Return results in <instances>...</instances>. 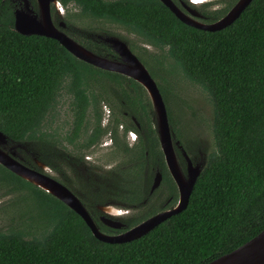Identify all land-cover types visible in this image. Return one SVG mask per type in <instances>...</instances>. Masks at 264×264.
<instances>
[{"label":"trees","instance_id":"obj_1","mask_svg":"<svg viewBox=\"0 0 264 264\" xmlns=\"http://www.w3.org/2000/svg\"><path fill=\"white\" fill-rule=\"evenodd\" d=\"M71 1L80 16L117 24L158 50L152 55L126 42L156 83L173 140L191 161L200 159L202 169L184 209L138 238L106 243L59 199L0 165V264H205L264 229V0H251L217 31L184 24L159 0H61L64 5ZM172 1L195 9L200 21L210 23L237 0H217L222 6L214 9L209 1ZM13 11V1L0 0V131L9 141L27 143L31 153H39L42 162L59 170L53 169L52 157L42 155V149L53 150L56 141L42 126L62 93L72 96L68 141L87 130L90 106L94 126L86 145L105 133L96 110L100 101L114 110L115 124L121 121L126 130H135L125 111L140 124V132L135 130L138 142L131 147L124 140L118 143L116 130H111L113 147L127 156L126 162L62 184L106 234L122 230L102 224L96 205L138 209L122 220L126 227L173 207L177 191L163 161L144 88L75 58L55 39L18 33ZM73 38L98 55L113 54L107 45L79 32ZM178 78L204 94L210 106L206 124L180 100ZM180 114L188 116L182 119ZM153 166L159 169H150ZM155 170L161 172V184L168 186L164 206L166 197L159 198V190L148 194ZM15 201L28 203L30 212L16 217L24 220L9 215Z\"/></svg>","mask_w":264,"mask_h":264},{"label":"water","instance_id":"obj_2","mask_svg":"<svg viewBox=\"0 0 264 264\" xmlns=\"http://www.w3.org/2000/svg\"><path fill=\"white\" fill-rule=\"evenodd\" d=\"M159 1L184 24L202 30L217 31L226 27L236 19L251 0H237L222 17L210 23L200 21V14L184 3L181 4V7L184 9L182 10L181 7L177 6L172 0ZM192 1L196 3L202 0ZM38 5L41 22L21 9H16L14 11L13 26L15 31L23 35L36 34L55 39L75 58L102 70L127 76L138 82L144 88L151 104L159 148L162 152L166 168L175 183L178 199L176 204L170 209L158 212L124 232L106 234L96 227L78 198L54 178L45 173L27 168L1 150L0 165L63 202L83 219L92 235L98 240L106 243H121L138 238L170 215L178 213L185 208L194 183L201 172L202 162L193 164L182 149V153L187 162L186 173H183L179 168L174 152V144H178V141L173 143L174 135L169 128L167 112L162 96L147 69L122 40L115 36L105 38V41L110 45L111 49L118 54L119 60H111L97 55L69 38L52 25L49 18L48 0H38ZM6 139V135L0 131V141H5ZM160 179V173L156 172L150 187V192L158 186ZM101 209L107 213L114 210V207L112 205H106L101 207ZM101 220L103 224L110 228L118 229L121 227L119 221L110 217L103 216ZM205 264H264V229L235 249Z\"/></svg>","mask_w":264,"mask_h":264},{"label":"flooded vegetation","instance_id":"obj_3","mask_svg":"<svg viewBox=\"0 0 264 264\" xmlns=\"http://www.w3.org/2000/svg\"><path fill=\"white\" fill-rule=\"evenodd\" d=\"M11 1L14 2V11L16 9H21V10L27 12L28 14H30L31 16H33L37 21L41 22V15H40V9H39V5H38V0H11ZM48 4H49V18H50L52 25L55 28L62 31L65 35H67L69 38L73 39L74 41H75V39L73 38V36H75V34L79 32L85 36H88L92 41L100 42V43L107 45L113 53L110 56H104V55L103 56L100 55V56L106 57V58L111 59V60H119L118 54H116L111 49L110 45L105 41V38L109 37V36H115V37L119 38L129 48V45L127 44L129 42L127 41V39L121 38L120 36H118L116 34L106 33L103 31L96 32V31H93L92 29L89 30V29H85L86 27L79 26L78 22H77L78 13H73L70 10H66L68 4H71L73 6H77L74 2H72V1L67 2L64 5V4H62L61 0H48ZM181 4H182V2L180 3V5ZM181 9L184 10L182 7H181ZM14 11H13V13H14ZM88 50H90V49H88ZM109 72H111V71H109ZM120 75H122V74H120ZM125 77H127V76H125ZM145 93H146V91H145ZM150 106H151V104H150ZM122 114L125 117L130 118L134 122L135 130L140 132V124L137 122V120L134 118V116L128 114L125 111H122ZM151 117H153V116H151ZM108 119L109 118L107 115V117L102 120V126L100 125L107 132L105 139H106V141H108V142L104 141V143H102V145L111 144L113 147V139L111 136V130L112 129L116 130L118 143L120 141H123V140L125 141L124 138L127 136V134H128V138L130 136L133 140H136L135 143L138 142V132L137 131H135L134 129L133 130H126L124 124L121 121L118 122L117 124H115L114 120H113V116L111 117L110 123H108L109 122ZM100 121H101V119H100ZM87 131H88V126H87ZM90 131H91V129H90ZM83 134H85V137L83 139H81V136ZM87 135H88V133H86V128H85V131L83 130V133H81L79 136L73 137L69 141L66 139L69 135L66 134V135L61 136V134H60V136H61L60 138L59 137L57 138L55 136L56 141H55V144L52 148L53 150H55V153H53L54 152L53 150L48 151V149L47 150L45 148L42 149L43 150L42 155L47 156L48 158L52 157L54 159L55 167L53 169H59V170H52V168H50L48 165H46L44 162H42L41 159L39 158V156H40L39 153H38V155H34L33 153H31L29 148H28L27 143L13 142V141H9L8 139H6L5 141H0V150L5 152L6 154H8L10 157L15 159L16 161H18L22 165L26 166L27 168L33 169L37 172L45 173L48 176L54 178L57 182H59L61 184H62L63 180L64 181H67V180L71 181L72 179L76 180L79 176H82V177L85 176L87 178L88 174H91V173H101L107 169H113V168L116 169L117 168L116 166L113 168H109L108 165L104 164L102 161L105 159H101V160H97V161L96 160L95 161L94 160L88 161L87 158H89L90 154L93 153V150H91L92 147H94L97 144H101L100 141H101L102 136L104 134H102L99 137V140L96 143L89 144V145H86ZM173 143H175L174 140H173ZM133 145H131V146H133ZM113 148L117 149V146L116 147L114 146ZM118 151H119V149H118ZM174 152H175V157H176V161H177L179 168L181 169V171L183 173H186L187 162H186V159L182 153V148L180 147L179 144H174ZM86 153H88V154H86ZM145 157L146 158L144 160L143 166H147L148 164H150V160L147 159V153L146 152H145ZM163 161H164V158H163ZM199 161H201V160L199 159L198 161H191V162L194 164L195 162H199ZM164 164H165V161H164ZM165 167H166V165H165ZM124 168H125V166L121 167V169H124ZM145 169H147V168H145ZM150 169H159V168H157L156 166H153V167H150ZM156 172H159L161 175V172L159 170L154 171L153 175L151 176V182H150L149 187H148L149 188L148 194L153 195V193L156 190H159V193H157L156 195H159V198L166 197L168 194V186L165 187L161 184L162 183V175H161V179H160L158 186L150 192V187H151V184L153 182V178H154ZM174 185H175V183H174ZM161 188H162V190L160 191ZM175 188H176V186H175ZM176 191H177V189H176ZM73 195L75 196V194H73ZM177 199H178V192H177ZM168 200H169V198L166 197V200L162 203V205L163 206L166 205ZM143 202H145V200ZM103 204H107V203L105 202ZM104 206H106V205H100V204L96 205L97 209L101 213L98 216V220L102 224H103V222H102L101 218L103 216H106V217H110L112 219H115L121 223V227L118 228V230H122L121 232H124L125 230L132 227V226L126 227V225L122 222V220L130 217L131 214H129V213L135 212L137 210L136 208H115L114 207V210L105 213L101 209V207H104ZM13 210H16V209H13ZM164 210H167V209H162L161 211H164ZM161 211H159V212H161ZM111 229L117 230L114 228H111ZM121 232H119V233H121ZM114 234H117V233H114Z\"/></svg>","mask_w":264,"mask_h":264},{"label":"rangeland","instance_id":"obj_4","mask_svg":"<svg viewBox=\"0 0 264 264\" xmlns=\"http://www.w3.org/2000/svg\"><path fill=\"white\" fill-rule=\"evenodd\" d=\"M203 1H209V2L215 3V1H217V0H203ZM220 6H222V3L216 2L215 4H213L211 9L218 8ZM66 10H70L73 13H78L77 22H78L79 26L86 27V28H98V29H102V30L110 32V33H115L116 35H119L120 37L122 36L125 39H127L129 44H131V45L133 44L134 47H143L146 50V52H149L152 55L158 54V50L153 49L149 45H146L140 39V37H138L137 35H134L133 33H128L127 31H125L122 27H120L117 24H114V23H111L108 21H104L101 19L91 18L88 16H80L79 8L77 6H73L71 4H68ZM177 84H178V87L181 88V91H180V89H178V93H180L179 97L181 98L180 100L183 99V102L190 107V110L194 109L196 111V116H197L198 120L201 121L202 124H206L207 123V116H208V113L210 111V106L208 105L207 101L203 98L202 95H204V94L202 92H200L199 88L193 86L192 84H190L187 80H184L183 78H178ZM146 96H147V94H146ZM71 99H72L71 95H69L67 93H62V95L58 99V102H57V105H56L54 111L46 117V119L43 123L42 130L46 134L49 135V134L53 133L52 136L54 135L57 138L58 137L60 138L61 136L69 133V131L72 127V115H71V111H70ZM177 104L179 107L182 108V104H180V103H177ZM177 104H175V105L177 106ZM96 110L100 114V118H101L100 125L101 126H102V120L105 119L107 117V115L109 118L108 123H110L111 117H112V112L114 111L113 109H111L104 102L100 101L97 104ZM187 112H189V110H187ZM93 115L94 114H93L92 106H90L86 110V117H87V123H88L87 124L88 131L86 130V133H89L90 129H92V127L94 126ZM179 116L180 117L182 116V119H183L184 116L187 117L188 115L180 114ZM152 126H154L153 120H152ZM106 133H107L106 131H105V133L103 132L104 135L102 136V139L100 141L101 144H97L94 147H92L91 150H93V153L90 154V157L87 159H88V161H91V160L97 161V160L105 159L102 162L104 164L108 165L109 168H113L114 166H116V164L118 165V163L119 164L125 163L127 160V156L122 151H120V150L118 151V149H114L111 144L102 145V143H104V141H106V139H105ZM60 134H61V136H60ZM84 137H85V134H83L81 136V139H83ZM124 139H125V142L127 143V145L129 147H131V145H133L136 141V140H133L130 136L128 138V134ZM106 142H108V141H106ZM86 154H88V153H86ZM15 202H16V204L12 205L11 207L9 206V208H8L9 215L14 217L15 220H24V218L17 219L16 217H17V214L19 212H23V213L24 212H30V208H27L25 206L28 203L17 202V201H15ZM13 209H16L18 212L16 210H13ZM136 211H138V209ZM135 212H132L129 214L134 215ZM1 215H3V214L0 212V225L3 224V219H2Z\"/></svg>","mask_w":264,"mask_h":264}]
</instances>
